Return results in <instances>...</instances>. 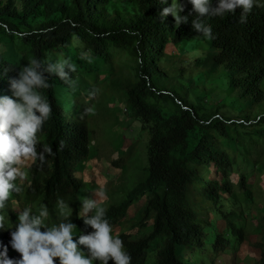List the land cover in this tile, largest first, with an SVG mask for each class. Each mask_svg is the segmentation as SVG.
<instances>
[{
	"label": "trees",
	"instance_id": "1",
	"mask_svg": "<svg viewBox=\"0 0 264 264\" xmlns=\"http://www.w3.org/2000/svg\"><path fill=\"white\" fill-rule=\"evenodd\" d=\"M179 2L187 22L176 26L170 14L160 17L162 7L167 6L160 0L0 1V41L8 42V51L0 52V95H11L9 79L36 58L48 84L39 91L51 106L49 118L37 132L36 147L38 152L50 147L52 154L45 153L42 161L22 159L18 167L24 175L16 181L20 190L10 192L0 209L5 227L0 228V252L13 264L20 254H9L1 245H10L17 214L24 209L23 199L39 195L46 204L63 201L71 206V214L61 215L59 223L67 219L76 225L79 221L77 208L85 193L80 174L93 143L94 117L96 113L101 117L93 100L98 97L100 103L102 94H92L87 100H78L75 94L67 106L61 104L59 94L70 91L76 73L91 80L102 74V80H108L106 89L124 97L129 116L140 125V134H147L145 177L127 192L125 200L105 210L113 228L129 212L135 199L144 197L133 214H139V223L151 221L150 232L139 239H132L127 233L117 235L131 257L130 264H148V243L158 238L162 240L155 264H197L194 255L193 260H184L180 252L204 246V226L188 205L194 181L200 182L201 195L216 208L221 199L237 200L240 193L248 190L245 177L234 170L239 154L264 165V0H257L244 22L239 20V9L224 17L202 18L212 28L211 39L192 28L193 20L198 18L191 13L187 0ZM13 41L18 44H11ZM205 43L215 52V66L227 73L217 76L226 93L242 98L251 109L255 108L256 114L242 111L241 119L206 114L200 106L179 97L181 90H196L194 81L199 74L185 76L186 69L165 71L160 60L164 55L178 56L184 46ZM111 46L135 58L132 72L124 73L105 59ZM14 49H18L19 62ZM53 54L64 55L73 63L75 71L65 68L67 80L44 71L47 58ZM100 59L104 66L92 63ZM170 78L178 84L165 86ZM155 101L169 102L173 109L166 111ZM247 135L257 139L250 138L246 145L243 138ZM190 140L194 142L192 146ZM194 165L201 166V174L211 175L202 179ZM260 173H264V168ZM254 203L258 204V200ZM255 209L260 211L258 206ZM260 214L264 216V212ZM231 218L232 214H221L225 227L240 240L242 231L236 229ZM257 228L263 232L264 223ZM217 239H222L221 235ZM255 259V264H264L261 241Z\"/></svg>",
	"mask_w": 264,
	"mask_h": 264
},
{
	"label": "rangeland",
	"instance_id": "2",
	"mask_svg": "<svg viewBox=\"0 0 264 264\" xmlns=\"http://www.w3.org/2000/svg\"><path fill=\"white\" fill-rule=\"evenodd\" d=\"M15 42L18 44L17 41H13L11 44H15ZM195 50H198L200 55L193 56L192 53ZM7 51L8 42L0 41V52ZM14 54L19 62L18 49H14ZM177 54L178 56L164 55L162 57L160 61L163 70L186 69L185 76L199 74L198 80L194 81V85L198 89L196 88L194 92L189 89L181 90L179 93L181 99L200 106L202 113L218 114L225 118L241 119L242 111L251 112L252 115L256 114L255 108L251 109L242 98L226 93L222 87L221 79L217 76L227 73H224L222 68L215 66L213 61L215 52L206 43L197 44L195 47L184 46L182 52ZM61 56L66 57L53 54L47 58V62H54ZM105 59L112 61L124 73L132 72L131 68L135 61L129 52L114 46L108 48V57ZM103 62V59L97 60V62L92 60L93 64L101 65V67L104 66ZM102 77V74H99L94 80H91L76 73L70 91L59 94L61 104L64 106L70 103L75 94L79 96L78 100H87L92 94H102L100 103H98V97L93 100L96 104L95 109L101 117L99 118L95 112V122L92 126L94 129L92 137L94 138L91 141L93 143L90 146L88 162L83 166L80 174L85 193L80 199L78 213L81 210L83 198L95 199L97 204L105 210L112 204L120 203L125 200L127 192L146 175L147 134L145 132L140 134V125L129 116L128 103L119 92L106 89L105 83L108 80H102ZM171 84H178V82L175 78H170L165 86L169 87ZM196 96H200L201 99L197 101ZM155 103L166 111L173 109L169 102L155 101ZM250 138L257 139L255 135L244 136L246 145ZM193 144V140H190L189 145ZM102 149H104L105 155ZM115 163L117 165L112 166ZM262 168L264 165L252 163L239 154L234 170L245 177L248 190L240 193V199L233 201L227 198L221 199L216 208L212 206L210 200L201 195L200 182L194 181L188 195V205L196 213L198 221L204 226L205 239L204 246L200 249L193 248V251L189 252L182 249L180 252L184 260L186 258L193 260L194 255L198 261L197 264H255V250L260 241L264 244V231L257 228L258 225L264 223V216L260 214L264 212V173L259 174ZM194 169L202 179L211 175L201 174L200 165H194ZM143 198L135 199L129 212H126L121 221L112 228L111 235L127 233L132 239H139L150 232L151 221L139 223V214H133L135 208L141 205ZM255 200H258V204L254 203ZM22 202L24 208L30 207L35 213H38L42 208H47L48 215L44 218V226L41 231L59 224L61 214L58 209V201L54 204H46L39 195H35L23 199ZM256 206L259 207V212L255 209ZM69 207L71 208V206ZM91 214V212L88 213V215ZM221 214H232V224L236 229L242 231L240 240L225 227V222L221 221ZM91 230L90 226L85 225L79 216V221L73 229V235L87 234ZM217 235H221L222 239H217ZM161 240L162 238H158L149 241L146 249L149 255L148 264H155V254ZM1 248L9 254L16 251L8 244L1 245Z\"/></svg>",
	"mask_w": 264,
	"mask_h": 264
},
{
	"label": "clouds",
	"instance_id": "3",
	"mask_svg": "<svg viewBox=\"0 0 264 264\" xmlns=\"http://www.w3.org/2000/svg\"><path fill=\"white\" fill-rule=\"evenodd\" d=\"M191 5V13L198 18L193 20L192 28L206 39L212 38V28L202 22L206 17H224L240 10L239 20L244 22L257 0H187ZM167 6L162 7L161 18L169 14L174 18L176 26L187 22V16L181 15L183 5L179 0H160ZM193 56L200 55L198 50ZM87 59L86 55H81ZM41 63L33 58L26 63L15 78L8 81L11 95H0V209H3L10 192L20 190L16 181L24 173L18 167L22 159L31 157L43 160L45 153L52 154V149L45 146L37 151V132L49 118L51 106L42 96L39 89L48 84ZM69 71L75 67L69 58L58 57L54 62L48 61L44 71L67 80ZM63 142H61V147ZM103 195V193H100ZM78 215L85 225L92 229L87 234L73 235L75 225L65 219L57 225L41 231L47 208L38 213L25 207L17 214L15 230L10 232V245L20 254L15 264H130L131 257L124 250L119 236L111 235L112 227L105 217V209L92 198H83ZM58 209L62 216L71 214V209L63 201H58ZM67 209V211H66ZM91 212V215L88 213ZM0 228L4 227V216L0 215ZM0 264H13L0 252Z\"/></svg>",
	"mask_w": 264,
	"mask_h": 264
}]
</instances>
